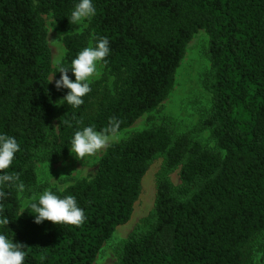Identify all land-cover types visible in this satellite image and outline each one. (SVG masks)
<instances>
[{
  "label": "trees",
  "instance_id": "1",
  "mask_svg": "<svg viewBox=\"0 0 264 264\" xmlns=\"http://www.w3.org/2000/svg\"><path fill=\"white\" fill-rule=\"evenodd\" d=\"M75 3L0 0V133L20 145L6 171L24 186L0 188L6 193L0 215L9 219L0 232L24 245V264H92L129 220L142 177L161 156L164 173L179 168L180 183L157 177L153 210L119 243L113 264H250L254 242L264 252V0H93L96 14L87 28L62 38V63L70 65L89 38L106 37L110 54L103 66L113 80L91 82L82 105L61 101L54 117L41 15L74 30ZM201 29L209 36L210 68L202 83L211 103L197 128L208 130L214 144L189 131L173 134L166 124L142 129L109 144L90 178L64 192L51 188L75 196L86 217L82 225L36 224L30 208L20 214L19 193L31 196L39 188L36 162L65 159L80 127L102 131L114 118L119 132L157 108Z\"/></svg>",
  "mask_w": 264,
  "mask_h": 264
},
{
  "label": "rangeland",
  "instance_id": "2",
  "mask_svg": "<svg viewBox=\"0 0 264 264\" xmlns=\"http://www.w3.org/2000/svg\"><path fill=\"white\" fill-rule=\"evenodd\" d=\"M41 17L46 29V41L51 51L53 71L49 75L50 79L57 71L54 60L60 55L61 49L65 50L62 38L66 34L81 32L87 27L81 30L80 26L76 25L74 30H63L56 24L50 13H44ZM86 23L88 26V22ZM90 42L92 43L91 38H89L87 46ZM208 44L209 36L204 30H198L192 35L175 71L174 86L165 100L154 110L141 115L131 126L119 131V138L110 140L109 144L125 139L134 132L160 124H166L170 127L173 134L189 131L192 134H196L197 139L202 143L211 146L214 144L208 130L197 128L199 115L211 103V94L203 87L202 83L210 68V60L206 52ZM58 78V74L55 73L51 79L53 85ZM101 79L108 84L113 80V76L106 72L103 64L98 67V74L91 82ZM64 91L65 89L63 88L59 90L55 88L53 100L54 117L60 111V100L63 98ZM53 126H56L55 118ZM104 150H101L96 156L88 157L85 160L76 159L69 151L63 160L53 162L37 161L35 171L39 188L31 196L19 193V210H22L26 200L38 197L45 189H59L74 183L78 179L90 178L94 174L97 162ZM161 174H165L173 184L180 183L179 168L168 170L164 173L163 158L161 156L155 157L149 163L148 169L142 177L140 194L134 203L129 220L116 227L111 237L98 250L92 264H113L116 261V249L119 243L127 238L132 230L140 226L153 210L156 196V180ZM250 264H264V252L257 249L255 242L253 243V248L251 245L250 249Z\"/></svg>",
  "mask_w": 264,
  "mask_h": 264
},
{
  "label": "clouds",
  "instance_id": "3",
  "mask_svg": "<svg viewBox=\"0 0 264 264\" xmlns=\"http://www.w3.org/2000/svg\"><path fill=\"white\" fill-rule=\"evenodd\" d=\"M96 14L93 0H76L70 13L71 23L80 26L81 30L87 27ZM94 43L83 47L70 65L62 63L65 50H60V55L54 60L59 72V78L55 80L54 87L67 89V92L60 101L77 108L83 104V97L91 91L90 83L98 74V67L106 63V57L110 54L109 41L106 37H93ZM71 72L74 78H70ZM54 73V74H55ZM51 76L48 82H51ZM63 104V103H62ZM118 122L110 118L109 125L102 131H97L93 125L78 128L73 132L69 151L76 159L85 160L88 157L96 156L105 149L110 140H116L118 136ZM20 151V145L16 138L0 133V188L14 184L18 191H23V184L17 183L19 177L6 171L14 161L15 154ZM65 187L57 189L64 192ZM57 191L45 189L38 197L26 200L20 214L26 209H31L34 223L40 224L47 220L55 225L65 224L79 227L86 219L84 210L79 207L75 196L58 195ZM6 193L0 190V199ZM9 219L0 215V227L7 226ZM24 245L13 242L12 238L0 232V264H24L26 252Z\"/></svg>",
  "mask_w": 264,
  "mask_h": 264
}]
</instances>
